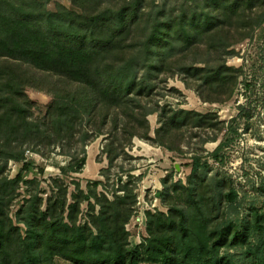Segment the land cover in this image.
<instances>
[{
    "label": "trees",
    "instance_id": "16d2710c",
    "mask_svg": "<svg viewBox=\"0 0 264 264\" xmlns=\"http://www.w3.org/2000/svg\"><path fill=\"white\" fill-rule=\"evenodd\" d=\"M72 5L74 10L57 5L52 12L40 0H0V264H51L55 258L73 264H240L222 253L237 245L240 235L231 225L210 226V218L219 213L216 199L233 202L236 192L223 194L218 188L214 200H197V190L212 184L209 161L220 160L224 145L207 158H193L189 186L179 183L188 195L184 204H168V215L146 212L149 235L161 239L158 247L130 249L127 225L136 212L137 187L129 182L113 200L95 191L86 195L76 185L71 204L67 190L58 187L60 199L48 200L44 207L37 192L13 219L11 209L24 177L21 173L10 179L4 174L10 161L23 162L24 171L30 169L25 152L43 144V128L48 131L47 144L64 149L76 135L77 110L89 117L103 116L104 121L118 110L116 125L105 138L104 153L112 164L118 150H126L135 137L151 142L147 116L156 112L161 124L157 144L174 151L167 142L173 138L172 130L187 124L182 119L207 116L185 110L168 116L163 108L140 112L133 96L152 88L149 76H184L183 80L187 76L216 86L225 99L215 102L224 103L235 95L241 77L240 70L227 66V57L235 55L229 49L251 39L256 30L264 31V0H72ZM235 34L241 38L232 42ZM26 86L48 88L54 97L45 124L33 119L23 94ZM119 115L126 121L127 138L117 134ZM74 158L63 170L65 175L85 168L86 157ZM163 185L164 199L169 187ZM120 191L123 194L116 195ZM84 202L89 204L88 222L81 224ZM19 225L26 228L25 236ZM247 252L256 259L253 264H264L258 249L250 247Z\"/></svg>",
    "mask_w": 264,
    "mask_h": 264
},
{
    "label": "rangeland",
    "instance_id": "374dc122",
    "mask_svg": "<svg viewBox=\"0 0 264 264\" xmlns=\"http://www.w3.org/2000/svg\"><path fill=\"white\" fill-rule=\"evenodd\" d=\"M40 1L46 2L52 12L56 11L57 5L74 10L72 0ZM240 38L235 34L232 42ZM229 51H234L235 55L227 57V66L240 70L241 77L235 95L224 103L215 102L219 98L225 99V96L217 94L216 86L210 87L204 81L187 76L185 80L184 76H149L154 80L152 88L143 96H133L134 105L140 112L163 108L168 116L178 110L207 116L205 120L193 121L192 116L182 119L187 124L172 130L173 138L167 142L174 151L157 144L156 131L161 124L156 112L147 116L151 142L135 137L126 150H118L112 164L104 153L105 149L108 150L105 138L116 125L118 110L111 111L109 119L104 121L103 116L89 117L76 108L79 113L74 114L77 119L76 135L64 149L57 144H47L48 131L43 128L40 131L43 144L25 152V162L30 169L24 171L23 162L10 161L4 174L10 179L21 173L24 177L17 191L19 197L11 209L13 219L25 200L37 192H41L44 207L48 200L60 199L58 187L67 190V201L71 204L78 193L76 185L86 195L95 191L113 200L116 191L129 182L137 187L136 212L127 225L130 249L158 247L161 239L149 235L146 212L168 215L171 203L184 204L188 195L179 188V183L182 187L189 186L193 158H207L224 145L219 152L220 160L209 161L208 176L213 181L208 189L204 185L197 190V200H214L219 196L218 188L223 190V194L236 192L237 199L233 202L224 197L222 202L216 199L220 203L219 213L210 218V226L216 229L231 225L232 232L240 235L238 244L223 249L222 253L232 256L234 262L253 264L256 259L248 254V248H256L264 255V31L256 30L251 39L238 41ZM30 71L40 77L45 75L36 69ZM47 89L23 88V94L30 101L33 119L42 124L47 122L48 109L54 102ZM118 120L117 134L120 138H127L128 134L123 130L126 121L121 115ZM100 132H103L102 135H99ZM139 132L143 134L144 131L139 129ZM74 157L77 160L86 157L85 168L79 174L65 175L64 171ZM141 175V180H138ZM29 181L34 183L26 184ZM36 181L40 183L39 188ZM93 182H102L103 186L96 188ZM164 183L169 187V196L165 195L163 199ZM122 194L120 191L116 195ZM92 203L95 204V201ZM96 208L99 210L98 206ZM88 214L89 204L84 202L79 216L81 224L88 222ZM19 226L25 236L26 228ZM51 264L73 263L55 258Z\"/></svg>",
    "mask_w": 264,
    "mask_h": 264
}]
</instances>
